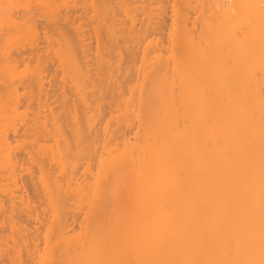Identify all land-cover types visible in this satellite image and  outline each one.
I'll return each instance as SVG.
<instances>
[{
    "label": "bare ground",
    "instance_id": "1",
    "mask_svg": "<svg viewBox=\"0 0 264 264\" xmlns=\"http://www.w3.org/2000/svg\"><path fill=\"white\" fill-rule=\"evenodd\" d=\"M115 3L123 13L117 14L118 17L124 15L126 20L114 18L115 6L109 7L110 1L96 5L95 0H90L94 15L88 26H92L96 36L93 56L96 60L104 53H99L101 48L110 46L114 32V36L120 29L130 35L136 34L135 31L143 33L141 64L136 68L138 82L128 87V97L121 98L122 107L117 108L116 117L133 136L127 135V131L115 143L90 140L84 154L95 162L92 167L87 163L81 173L87 174L82 179H87L84 183L65 174L72 147L58 138V123L45 102L43 87L48 74H43L46 67L42 65L49 55L45 53L44 58H39L44 60H39L41 68L39 65L31 70L25 66L19 71L10 48L0 50V73L4 75L0 77L6 78L4 83L7 81L5 92L2 88L1 93L5 99L0 97L2 215L3 200L9 203L6 209L12 211L17 205V212L22 210L27 219L32 217L16 176L17 164L20 167L15 155L17 145L8 136V131H15L16 124L31 123L28 129L35 137L32 146L36 152L29 153V158L37 160L40 196L35 194L42 198L47 213L44 218L51 227L44 230L42 251L31 253L34 264H66L61 254L54 252L56 247L49 244L54 237L64 241L73 237L83 249L79 255L82 264H264V0H115ZM64 4L65 9L69 3ZM2 6L6 5L0 0V28L7 33L13 30L23 33L30 45L37 44L32 41L42 34L38 33L37 18L34 19L37 15L28 5H18L22 7L20 14L11 5ZM12 8L17 14L10 11ZM168 8L170 24L167 38L163 39L162 23ZM104 11L107 15L115 13L112 19L106 17L107 23L99 19ZM136 11L141 13L137 15ZM42 13L51 19L55 17L54 13ZM140 14L144 18L140 20V30H136ZM112 20L122 26L115 27ZM74 30V44L61 33L59 41L50 39L46 31L43 36L51 45L53 62L57 64L54 73L60 84L70 90H81L84 74L95 60H91L92 55L87 56L85 48L90 43L80 26ZM101 30L104 43L99 36ZM76 48L81 57L87 53L85 57L92 61L88 60V65L82 57L83 66L86 65L83 71L73 56ZM96 64L95 69L103 66L102 62ZM103 74L110 79V83L106 81L111 87L113 80L107 75L111 73ZM98 76L97 84L103 87L106 81L103 79L101 83L99 79L103 76ZM24 77L34 91L36 108L31 120L25 118L26 111L18 104L21 93L17 84L24 82ZM63 93L60 95L64 96ZM156 106L163 116L152 112ZM69 113L75 120L76 113ZM92 120L88 117V124ZM104 129L108 133V128ZM51 168L54 175L49 171ZM121 171L129 175L133 185L125 192L130 212L125 225L128 227L120 229L123 239L120 250L117 220H112L108 207L122 200L124 192L112 189ZM67 197L74 200L72 206L85 209L84 234L73 233L69 239L68 232H64ZM10 226L13 228L14 224ZM25 228L17 230L24 232L19 233L23 242L28 238L25 235L30 234ZM67 243L63 242L66 247ZM125 254L129 263L122 260Z\"/></svg>",
    "mask_w": 264,
    "mask_h": 264
},
{
    "label": "rangeland",
    "instance_id": "2",
    "mask_svg": "<svg viewBox=\"0 0 264 264\" xmlns=\"http://www.w3.org/2000/svg\"><path fill=\"white\" fill-rule=\"evenodd\" d=\"M64 1L65 0H1V3H3V5H6V6H2L3 8H6L7 5H8L7 8H10L9 6L11 5V7L13 6V8L18 14L22 12L19 11L22 7L21 6L18 7V5H22V4L28 5V9L32 13H35V15H37L35 16L34 19L37 18L35 22H37L36 26L39 25L37 27L39 30L38 33H40L41 31L42 35L40 34L41 37L38 36L39 37L38 39H34L32 41L34 42L36 40L37 44H35L34 42L33 43L34 45L32 43H31L32 45H30L29 44L30 41L23 36V33L17 32L15 30L10 31L6 27L10 31L9 33H7L6 30L0 28V50L6 46L10 48V51H12L11 58L13 57L14 63L17 61L16 63L18 65L16 63L15 64L17 67L19 66L18 67L19 69L17 68V70L19 71L22 70V68H24L25 66H26L25 68L27 69L30 68L31 70L34 69V66L36 68L37 66L40 65L39 63H41L39 60L41 61L43 60L39 58L45 56V53L49 55L47 57H49L50 60L49 58L47 60V57H45V61L47 60L45 65L47 64V66L41 64L42 66L46 67V68L43 67L45 69V71H43L44 69L42 70L43 74L45 73L44 75L48 74L49 76V77L47 76V78L45 76L46 80L44 81L45 84L43 87L46 95L45 102H47L48 107L52 109L54 117L58 123V127H59L58 138L62 141L68 142L70 147H72V154L69 155L67 159L69 161V164L66 168L65 174L71 175L73 178L76 179L78 178L79 181H83L82 179H84V177L87 176V174L82 175L81 173H83L86 164L89 163L92 167L94 166V162H95V159L87 158L89 156H86L84 154L85 147H87L86 144H88L90 140L98 141L100 139L99 141L103 140L105 142L107 141V143L109 140H111L112 143H115L117 141L118 136H120L123 132L127 133V131H128L127 135L129 134L131 138L133 136V132H131L128 128H125L123 122L120 121L118 122L116 117L119 114V110L117 108L122 107V104L120 103L121 98L128 97L129 96L128 87L134 86L138 82L137 80L138 73L136 68L141 64V54H142V46H143L141 38L143 33L137 34V31H135L134 33L136 34L130 35L127 31H126L127 33L121 32L120 29V33L117 32V34L114 36L115 34L114 32L112 38L110 39L111 41V43L109 44L110 46L109 47L107 46L105 49L101 48L99 53H103V52L104 53L101 54L100 57L97 58L96 60L93 57L95 54L96 36H94L95 32L91 30L92 26H88L90 25V22H92L91 19H93L90 17H93L92 14L94 15L92 7L90 6V0H66L65 2L67 4L69 3V5H67ZM109 1H110V4H108L109 7L110 5L114 7L117 4L115 3V0H108V2ZM104 2L108 3L106 0L105 1L95 0L96 5L104 4ZM62 4L67 6L70 5L72 6H70L69 9L67 6H65L66 9L65 10ZM13 8L10 11H12ZM119 9L121 8L119 7L117 8L115 6L116 14L112 13V15L115 14L114 18H116V20L118 17L117 14L122 13ZM45 11L49 13H54L55 17L51 19L50 17H48V14L45 15L42 13ZM107 12H109V10ZM13 13L17 14L14 12V10ZM39 13L42 14L38 16ZM138 13H141V11L139 12L136 11L137 15ZM102 14L103 15L100 14L99 19L101 20L103 19L102 21L104 22H106V17L110 19H112L113 17L112 15H110V13H109L110 16L107 15L108 13H106V11H104V13ZM104 14L106 16H104ZM140 15L141 17L139 16L138 19L136 18L137 21L136 24L137 26L135 27L136 30H140L141 27L140 20L144 18L142 14ZM123 16L119 15L118 18L120 19V22L122 21L121 19L126 20V18H123ZM165 16L166 17L164 19V22L162 23L163 24L162 38L164 37L166 39L167 38L166 33L168 32L169 24H170V20H169L170 8L167 9V13ZM112 22L114 23L113 20ZM116 24L115 27L122 26V24L121 25L117 24V26ZM91 25L93 24L91 23ZM77 26H80V29L83 31L82 34L86 38V42L90 43L89 47L85 48L88 51V54L84 53L82 57L84 58L86 54L87 56L89 55L90 57L92 55L91 60H95L96 62L94 61L95 62L94 64V62L88 59L89 57L84 58V60L87 61L89 60L93 64L92 63L90 64L88 61V65L89 64L91 65L90 67L88 66L89 68L88 70L90 71H88L87 74H84L83 86L80 88L81 90H76V88H74L76 90L75 91L73 90V88L70 90L69 88H67V86L61 85L60 78L57 77V75L54 73L56 72L55 69H57L56 67L57 64L56 62H53L55 60L52 58V54L50 52L51 45L48 43V40L43 36V31L47 32V35L50 39H56L58 41L61 40L60 37V33H61L64 39L69 41L70 44H74L76 40V32L74 28ZM115 31H117V28L115 29ZM99 36H100V40L104 43V37H105L104 30L100 31ZM80 55L81 53L79 52V49L78 48L74 49L73 56L76 60L78 67L83 71L86 65L83 66L84 60ZM100 61L102 62L103 65L102 68L95 69V67L97 68L96 63L101 64ZM41 65L39 66L40 68ZM106 68L108 69V71ZM30 71L28 70V73ZM104 72L111 73V75L107 74L112 78L111 81L113 80V84L111 85V87L109 86L110 79L104 76L103 74ZM95 73L97 76L98 75L103 76L102 79H99L102 80L101 83L103 82V79L105 81L106 80L109 81V83L106 81L107 84L105 83L106 86L104 85L105 86V87L103 86L104 88L101 87V85L103 84L101 85L97 84L98 81L97 78H99V76L97 77ZM1 75L3 74L0 73V76ZM89 77L90 79L88 80ZM0 78L2 81V82L0 81L2 83L0 84V97L1 98L4 97L3 99H5V94L1 95V93H2V88H4V85L6 86L5 83H7V81L4 83L3 81H5L6 78L5 77H4L5 79H2V77ZM165 78L167 77L165 76ZM26 82L27 81H25V77H24L23 85H21V83L17 84V86L19 85L18 90L21 93L19 94L21 96H19L20 99L18 104L19 106H22L21 109L23 111H26L25 114V112L21 110V112L25 114V118L27 119L28 117V119L31 120L32 112L36 108V105L33 96L34 91L30 86H28V82L27 83ZM156 84L159 85L160 81H158ZM24 85H26V87H24ZM3 91L5 92V88L3 89ZM62 91H64L63 93L64 96L60 95ZM133 99L134 100L136 99L135 96ZM2 101L0 100V102ZM70 111L76 113L75 120L72 117H70L71 114L69 113ZM152 112H154L158 117L163 116V113L160 112L158 106H156ZM88 117H92L93 119L92 123L90 124H88L87 122ZM25 125L23 124L22 126L21 124H16L15 131L12 132L8 131L9 133L8 136H10L9 139H11V141L15 140L14 145H17L15 155L17 157L16 160L18 161L20 167L18 168V164H17L16 176H17L19 188L21 189V194L23 196L22 198L29 202L30 205L29 211L31 210L30 214L32 215V217L31 219H27L25 213L22 210H20L21 212L19 210H18L19 212H17V208H16L18 207L17 205H14L15 208L12 211L6 209L9 203L3 201L4 196L3 198H1L2 195L0 196V198L3 199L2 210L5 209L3 211V213L5 212V214L3 215L2 212L0 211L2 215V218L0 217L1 218L0 219V264H34L35 260L33 262L32 258L35 255L36 250L38 249L40 251L45 246V243L43 242L44 240L43 236H45L46 232H44V230L50 227V223H48V221L46 224L47 213H44L46 211L44 210L45 208L42 205V200H41L42 198L40 199L39 197L40 195L37 190L38 175L36 170L37 164H35L37 160L30 161L31 158H29V153L33 155L36 152L32 146V141L35 139V137L33 136L32 130L28 129L29 125L28 124ZM105 127L108 128L107 130L108 133L105 131L104 129ZM105 133H107L106 136ZM103 137L105 138V140L103 139ZM169 150L171 151V147L169 148ZM21 164H23V166H21ZM24 167L25 169L26 168L27 169L24 170ZM53 169L54 168L49 169L50 173L54 172ZM57 173L58 172H56L55 174L57 175ZM128 176L124 171H121L120 175H118V177L115 179L114 181L115 184H113L112 189L113 190L115 189L118 192H124V194L123 197H121L122 200L120 199L117 200V202L113 205H111L110 203L108 207V212L110 213L112 220L113 221L117 220V231H118L117 236L120 239V250L122 247L121 241H123L122 235H120V229L121 226L128 227L125 225L127 224L126 221H128L129 212H130V203L127 193L125 194V192H127L130 189V187H132L133 185ZM86 181L87 179L84 180L83 183ZM35 193L38 194L39 196L36 195ZM65 205L66 207L64 209V216H65L64 226H66L67 231L64 230V232L65 234L66 232H68L67 238L69 236H73L74 235L73 233L75 234L83 233L85 209L83 208L82 210L76 208V206H72L74 205V200L72 199L69 200L68 197H67V204ZM96 205L100 206L101 204L96 203ZM80 212L82 213L84 212V214L81 215ZM11 224H14L13 228L10 226ZM97 226L100 227L101 223H98ZM21 227L23 228L26 227L25 229H28V231H30L28 232L30 233L29 235H25L28 236V238H26L24 242L20 238L22 235H19V233L22 234L24 232L19 230L20 232L18 233L17 231L18 229H21ZM83 234H81L80 236H83ZM55 238L56 237L53 238V241L50 238L51 241L49 240L50 241L49 244H51L53 247H56L54 248L55 249L54 252L57 254H61L60 257L65 261L64 263L67 264L68 262L67 259H70L68 264H72V263L82 264L83 261L80 260L79 255L83 249L81 250V248L76 245L77 242L72 240L73 237L71 238V240H67L66 238H64L66 239V241H64L61 237L60 238L62 240L61 239L59 240V238H57L56 240L58 241H56ZM62 241L64 242V244L67 243L68 241L67 243L68 245L67 244L66 245L69 248L66 247ZM52 243H54L55 245ZM32 252L34 253V255H31ZM71 260H75L76 262L75 261L71 262ZM122 260H124L125 263H129V258L126 254L125 257H122Z\"/></svg>",
    "mask_w": 264,
    "mask_h": 264
}]
</instances>
